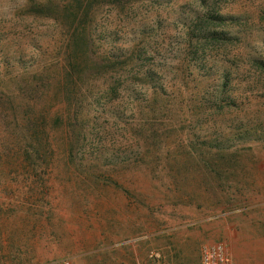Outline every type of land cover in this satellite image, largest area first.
Instances as JSON below:
<instances>
[{
  "label": "rangeland",
  "instance_id": "1",
  "mask_svg": "<svg viewBox=\"0 0 264 264\" xmlns=\"http://www.w3.org/2000/svg\"><path fill=\"white\" fill-rule=\"evenodd\" d=\"M66 1L0 0V264H199L208 235L233 264H264V0L94 2L98 53L140 59L117 95L84 105L79 138L52 123L40 151L25 121L62 107ZM202 26L226 40L200 41Z\"/></svg>",
  "mask_w": 264,
  "mask_h": 264
},
{
  "label": "trees",
  "instance_id": "2",
  "mask_svg": "<svg viewBox=\"0 0 264 264\" xmlns=\"http://www.w3.org/2000/svg\"><path fill=\"white\" fill-rule=\"evenodd\" d=\"M31 1L35 13L50 11V0ZM96 1L101 0H67L61 6L55 7V14H58L56 20L68 27L70 38L65 45L66 61L64 64H62L63 62L58 63V69H56V73L59 72V78L56 83L57 87H55L58 90L56 89L55 93L57 100L62 104L60 112L52 118L50 108H42L25 121V140L40 151L46 146L51 147L48 130L52 123L63 128V137L79 138L84 132V126L81 123L85 120L80 115L87 116L89 114V110L84 105H94L99 99H108L112 95H117L121 86V77L124 71L129 69V61L137 62V59H140L133 49L121 50L120 54L114 55L104 51L99 54V49L94 48L90 13L92 5ZM216 19L218 20V18ZM204 27L202 26V30H200V41L216 44L226 40L221 34L206 33L203 30ZM192 54L196 59H199L197 48ZM44 68L38 69L35 76L45 75ZM92 76L101 78L104 83L100 86H93ZM45 82L46 79L42 77L38 83L33 85L36 88L39 86L38 84L43 85ZM102 90L104 91L102 92ZM78 121L80 124L77 125ZM73 148L72 142L68 149L73 150ZM219 162L223 164L229 161L223 157L219 159ZM219 169L222 175L228 172ZM216 174L222 177L221 174Z\"/></svg>",
  "mask_w": 264,
  "mask_h": 264
},
{
  "label": "built area",
  "instance_id": "3",
  "mask_svg": "<svg viewBox=\"0 0 264 264\" xmlns=\"http://www.w3.org/2000/svg\"><path fill=\"white\" fill-rule=\"evenodd\" d=\"M154 264H163L158 253H152ZM45 264H71L69 259L54 260ZM200 264H233L230 251L224 242L212 246H204L201 250Z\"/></svg>",
  "mask_w": 264,
  "mask_h": 264
},
{
  "label": "crops",
  "instance_id": "4",
  "mask_svg": "<svg viewBox=\"0 0 264 264\" xmlns=\"http://www.w3.org/2000/svg\"><path fill=\"white\" fill-rule=\"evenodd\" d=\"M224 236L230 239V245H231L230 250H231V253L233 254L235 262H236L237 258L239 257V254H240V251L238 249V248H240L239 244L234 237H231L228 234H224ZM204 241H205V243H207L208 246H212L215 243H217V238L214 237L213 235H211V237H209V235H208V237L206 239H204ZM253 244L257 248V242L254 241ZM135 264H138V263L136 262ZM199 264H200V262H199ZM236 264H237V262H236Z\"/></svg>",
  "mask_w": 264,
  "mask_h": 264
}]
</instances>
